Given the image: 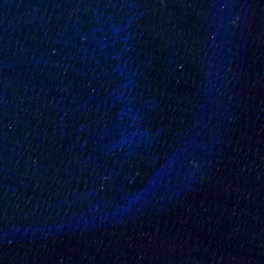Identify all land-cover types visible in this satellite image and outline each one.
<instances>
[{"label": "water", "instance_id": "obj_1", "mask_svg": "<svg viewBox=\"0 0 264 264\" xmlns=\"http://www.w3.org/2000/svg\"><path fill=\"white\" fill-rule=\"evenodd\" d=\"M0 264H264V0H0Z\"/></svg>", "mask_w": 264, "mask_h": 264}]
</instances>
